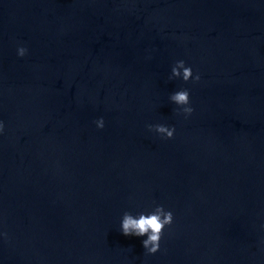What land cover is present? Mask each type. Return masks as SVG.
I'll return each instance as SVG.
<instances>
[{
    "label": "water",
    "instance_id": "water-1",
    "mask_svg": "<svg viewBox=\"0 0 264 264\" xmlns=\"http://www.w3.org/2000/svg\"><path fill=\"white\" fill-rule=\"evenodd\" d=\"M0 121V264H264V0H0Z\"/></svg>",
    "mask_w": 264,
    "mask_h": 264
},
{
    "label": "clouds",
    "instance_id": "clouds-1",
    "mask_svg": "<svg viewBox=\"0 0 264 264\" xmlns=\"http://www.w3.org/2000/svg\"><path fill=\"white\" fill-rule=\"evenodd\" d=\"M17 54L20 57H24L28 54L26 47L20 46L17 49ZM182 78L185 82L195 80L199 82L201 77L199 74L193 73V69L186 65L183 60L177 61L172 67V75L169 79ZM171 101L178 106L177 114H183L186 117L190 116L194 109L191 107L190 91L188 89H181L174 92L171 97ZM98 128L103 129L105 121L103 118L95 121ZM149 131L158 133L162 138L172 139L175 135V127L167 126L163 124H156L148 126ZM5 124L0 121V135L4 133ZM174 222V214L170 210H166L163 205H159L154 208L150 213H140L138 216H134L130 212H125L122 218L121 230L126 236L147 237L142 241L144 249L148 254H155L160 250L161 240L164 235L166 227H170ZM4 238H7V233H0Z\"/></svg>",
    "mask_w": 264,
    "mask_h": 264
}]
</instances>
